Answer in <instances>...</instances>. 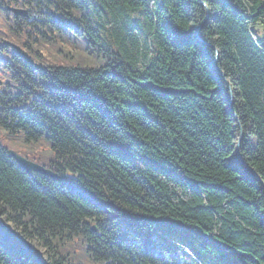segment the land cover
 I'll list each match as a JSON object with an SVG mask.
<instances>
[{
    "label": "trees",
    "instance_id": "1",
    "mask_svg": "<svg viewBox=\"0 0 264 264\" xmlns=\"http://www.w3.org/2000/svg\"><path fill=\"white\" fill-rule=\"evenodd\" d=\"M26 5L17 36L41 69L26 78L51 103L31 122L0 99L1 127L49 131L106 206L0 150V221L47 264H71L50 239L94 216L98 236L81 228L103 264H264V0ZM3 232L0 264H45Z\"/></svg>",
    "mask_w": 264,
    "mask_h": 264
},
{
    "label": "rangeland",
    "instance_id": "2",
    "mask_svg": "<svg viewBox=\"0 0 264 264\" xmlns=\"http://www.w3.org/2000/svg\"><path fill=\"white\" fill-rule=\"evenodd\" d=\"M50 46V45H49ZM54 50L56 49V46H51ZM50 47V49H51ZM53 53V52H52ZM54 56H56L53 53ZM14 133H11L10 131V139H13ZM10 141V140H8ZM3 146L7 145L3 142H0ZM63 253H68L71 254L73 257V262L75 264H100L98 261H93L90 258H88V254L90 252L87 251L86 245L83 244L81 240H78L77 238L75 239V242L72 245H69L66 250L63 251Z\"/></svg>",
    "mask_w": 264,
    "mask_h": 264
},
{
    "label": "water",
    "instance_id": "3",
    "mask_svg": "<svg viewBox=\"0 0 264 264\" xmlns=\"http://www.w3.org/2000/svg\"><path fill=\"white\" fill-rule=\"evenodd\" d=\"M216 61H217V59L214 60V62L212 64L213 65L212 69H215V71L217 72V74L222 77L221 73L219 72V70L217 68Z\"/></svg>",
    "mask_w": 264,
    "mask_h": 264
}]
</instances>
